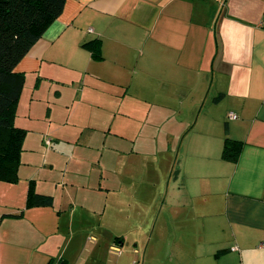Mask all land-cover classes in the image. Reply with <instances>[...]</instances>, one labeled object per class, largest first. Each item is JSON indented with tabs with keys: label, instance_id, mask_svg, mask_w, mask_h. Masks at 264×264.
Wrapping results in <instances>:
<instances>
[{
	"label": "crops",
	"instance_id": "0c3cea01",
	"mask_svg": "<svg viewBox=\"0 0 264 264\" xmlns=\"http://www.w3.org/2000/svg\"><path fill=\"white\" fill-rule=\"evenodd\" d=\"M93 39L99 58L85 44ZM15 70L22 90L64 70L81 97L87 87L118 114L143 110L168 135L205 113L224 134L197 131L200 156L172 180L184 189L169 210L178 219L142 254L136 239L122 250L127 237L115 229L97 230L102 242L87 240L82 222L75 231V195L26 207L29 183L38 187L18 168L16 182L0 181V264H87L88 245L105 252L98 264H264V0H65ZM225 137L242 142L236 161L221 157Z\"/></svg>",
	"mask_w": 264,
	"mask_h": 264
},
{
	"label": "rangeland",
	"instance_id": "374dc122",
	"mask_svg": "<svg viewBox=\"0 0 264 264\" xmlns=\"http://www.w3.org/2000/svg\"><path fill=\"white\" fill-rule=\"evenodd\" d=\"M34 81L26 79L14 119L26 129L18 168L36 179V191L77 197L82 208L76 209L73 229L80 222V229L90 228L83 232L87 240L93 235L102 242L98 231L115 229L127 237L122 250L127 244L134 248L129 241L136 239L142 254L163 225L170 227L178 219L169 210L181 205L178 194L184 189L172 180L177 169L200 156L195 145L204 136L197 131L221 137L224 133L216 131L223 125L211 124L205 113L198 120L195 115L186 132L168 135L161 122H145L143 110L130 117L118 114L116 104L89 96L87 87L81 97L80 80L71 84L64 70L41 77L37 86ZM73 233V242L82 241V234ZM90 246L82 257L91 255L87 264H98L105 252ZM72 254L77 257L75 250Z\"/></svg>",
	"mask_w": 264,
	"mask_h": 264
},
{
	"label": "trees",
	"instance_id": "16d2710c",
	"mask_svg": "<svg viewBox=\"0 0 264 264\" xmlns=\"http://www.w3.org/2000/svg\"><path fill=\"white\" fill-rule=\"evenodd\" d=\"M65 0H0V181L14 183L26 129L14 124L24 74L15 66L51 22L61 13ZM99 58V40L85 43ZM242 142L225 137L221 157L236 161ZM53 197L38 193L31 181L26 207L50 206Z\"/></svg>",
	"mask_w": 264,
	"mask_h": 264
},
{
	"label": "built area",
	"instance_id": "2783aa9c",
	"mask_svg": "<svg viewBox=\"0 0 264 264\" xmlns=\"http://www.w3.org/2000/svg\"><path fill=\"white\" fill-rule=\"evenodd\" d=\"M231 116L234 117V115L231 113ZM110 250L111 252H114V253H119L120 252V248L116 245H113L110 247Z\"/></svg>",
	"mask_w": 264,
	"mask_h": 264
},
{
	"label": "water",
	"instance_id": "95a60500",
	"mask_svg": "<svg viewBox=\"0 0 264 264\" xmlns=\"http://www.w3.org/2000/svg\"><path fill=\"white\" fill-rule=\"evenodd\" d=\"M59 264H63V262H59Z\"/></svg>",
	"mask_w": 264,
	"mask_h": 264
}]
</instances>
